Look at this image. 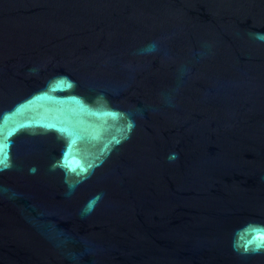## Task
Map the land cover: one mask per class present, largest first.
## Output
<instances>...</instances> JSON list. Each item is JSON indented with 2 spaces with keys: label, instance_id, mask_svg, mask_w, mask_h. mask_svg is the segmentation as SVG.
<instances>
[{
  "label": "water",
  "instance_id": "95a60500",
  "mask_svg": "<svg viewBox=\"0 0 264 264\" xmlns=\"http://www.w3.org/2000/svg\"><path fill=\"white\" fill-rule=\"evenodd\" d=\"M0 264H264V0H0Z\"/></svg>",
  "mask_w": 264,
  "mask_h": 264
}]
</instances>
